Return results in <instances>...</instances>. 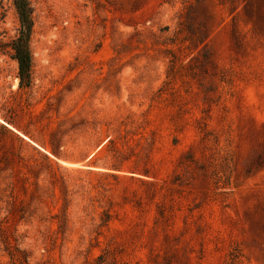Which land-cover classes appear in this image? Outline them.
<instances>
[{
	"label": "rangeland",
	"instance_id": "rangeland-1",
	"mask_svg": "<svg viewBox=\"0 0 264 264\" xmlns=\"http://www.w3.org/2000/svg\"><path fill=\"white\" fill-rule=\"evenodd\" d=\"M29 2V87L0 49V264H264V0ZM20 27L0 0V41Z\"/></svg>",
	"mask_w": 264,
	"mask_h": 264
},
{
	"label": "trees",
	"instance_id": "trees-1",
	"mask_svg": "<svg viewBox=\"0 0 264 264\" xmlns=\"http://www.w3.org/2000/svg\"><path fill=\"white\" fill-rule=\"evenodd\" d=\"M13 3L21 25L19 35L10 43H2L0 41V49L9 48L12 51V58L18 63L20 86L29 87L32 84L33 67V57L30 48L34 24L32 19L33 11L29 0H13Z\"/></svg>",
	"mask_w": 264,
	"mask_h": 264
},
{
	"label": "bare ground",
	"instance_id": "bare-ground-1",
	"mask_svg": "<svg viewBox=\"0 0 264 264\" xmlns=\"http://www.w3.org/2000/svg\"><path fill=\"white\" fill-rule=\"evenodd\" d=\"M1 122H3V121H1ZM22 135V134H21ZM24 138H26L27 139V137L26 136H24V135H22ZM65 165H68V166H78V164H76V163H69V162H63Z\"/></svg>",
	"mask_w": 264,
	"mask_h": 264
},
{
	"label": "water",
	"instance_id": "water-1",
	"mask_svg": "<svg viewBox=\"0 0 264 264\" xmlns=\"http://www.w3.org/2000/svg\"><path fill=\"white\" fill-rule=\"evenodd\" d=\"M2 124L15 131V129L10 124L6 123L5 121H3Z\"/></svg>",
	"mask_w": 264,
	"mask_h": 264
}]
</instances>
